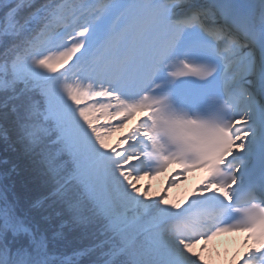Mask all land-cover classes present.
<instances>
[{
    "label": "snow or ice",
    "instance_id": "1",
    "mask_svg": "<svg viewBox=\"0 0 264 264\" xmlns=\"http://www.w3.org/2000/svg\"><path fill=\"white\" fill-rule=\"evenodd\" d=\"M0 49V264H209L207 245L240 231L226 264H264V204H234L229 163L250 120L264 127V0H0ZM212 101L226 126L173 118ZM161 133L226 157L183 206L176 176L158 199L136 186L173 159L150 160Z\"/></svg>",
    "mask_w": 264,
    "mask_h": 264
},
{
    "label": "clouds",
    "instance_id": "2",
    "mask_svg": "<svg viewBox=\"0 0 264 264\" xmlns=\"http://www.w3.org/2000/svg\"><path fill=\"white\" fill-rule=\"evenodd\" d=\"M156 98L159 99V97ZM211 103L214 105V107L211 111L207 113H192L189 111H181L179 109H175L173 113V118L179 120H206L216 125L226 126L228 123L227 115L229 114V109L222 101H212ZM142 115H143L142 113L137 114V116H142ZM135 123H136V118L134 117L131 121H129V123L125 126V128L129 129ZM225 158L226 157L222 155L209 151L208 154L205 156V158L201 161V164L199 166L192 165L187 168L183 179L188 180L190 177L196 174L203 176L204 180L210 178L213 169L218 165H220L223 159ZM153 163L159 165L161 163V160L157 159L153 161ZM174 168L183 170V168L185 167L179 163H168L167 166L164 168V170L156 174L153 178L165 176L169 173L171 169ZM218 179H223V177H218ZM243 218H244L243 215L237 213V218L233 221V223L241 224ZM257 228L259 230L264 229V219L260 221V223L257 225L256 228L251 229V231L255 232ZM248 234L249 233L240 231V232H234L231 235L244 237ZM217 264H226V261L225 260L217 261Z\"/></svg>",
    "mask_w": 264,
    "mask_h": 264
},
{
    "label": "bare ground",
    "instance_id": "3",
    "mask_svg": "<svg viewBox=\"0 0 264 264\" xmlns=\"http://www.w3.org/2000/svg\"><path fill=\"white\" fill-rule=\"evenodd\" d=\"M177 70H179V69H177ZM99 99L103 100V98H99ZM104 102H106V101H104ZM109 111H111V109H109ZM140 118H142V117H137V119H140ZM100 121H101V119H100ZM112 122H113V124H118L119 120H113ZM123 132H124L123 135H125L128 132V129H126V128L123 129ZM155 138H156V141H157L158 146H159V151L158 152H154L153 155L150 157V160H151L152 163H153V161H155L157 159L161 160V157H165V156L168 157L166 154H163L160 151L161 150V144L159 142H161L163 138L172 139L167 134H164V133H161V134L157 135ZM150 151H152L151 148H150ZM207 154H208V152H206L204 154V156H206ZM171 162H173V161L171 160ZM187 162H189V161H187ZM189 163L191 164V162H189ZM153 165H156V164L153 163ZM183 166L185 168H188L190 165L188 163H183ZM180 171H181V169L174 168V169H171L167 175L160 176V177H155V178H152L150 180H149L148 177H143L137 183L136 186L143 189L144 187H146L147 185L150 184L152 193H155L157 191H161V190H164L165 188H167V186H166V178H167V176H169V177H170V175L171 176H176V179L178 181H180V182L177 183L176 186L174 187V188L177 189V193H174L173 196L179 202H182L184 200V195L185 194H187V195L189 194L190 196H192L194 194L193 190L200 185L201 181L204 180V177L199 175V174L193 175L192 177H195V180L192 183H190L188 180H184L183 177H181L179 175H176ZM249 171L250 170H246L244 175L247 176L249 174ZM171 189L172 188L168 189L167 192H169ZM185 200H187V197H186Z\"/></svg>",
    "mask_w": 264,
    "mask_h": 264
},
{
    "label": "rangeland",
    "instance_id": "4",
    "mask_svg": "<svg viewBox=\"0 0 264 264\" xmlns=\"http://www.w3.org/2000/svg\"><path fill=\"white\" fill-rule=\"evenodd\" d=\"M64 69H61L63 71ZM99 115V114H98ZM109 124H113L112 121H106L105 119L101 118V121L99 120V123L97 124V127L106 128L109 126ZM120 135L123 136L122 131L113 132V134L108 138V144L110 147H113L112 144L117 141V137ZM122 147V145L120 146ZM250 145L247 144L244 151L240 153H245L249 149ZM168 183H166V186ZM152 199H158L160 195L163 194V190L157 191L155 193H152ZM169 203H177V199L175 197H172L173 192L172 189L167 192ZM185 197V195H184ZM183 206V202H180ZM242 241V238L239 239H229L225 238L222 242H214L212 241L207 245V251L204 253L205 257L208 259L209 264H217V261L224 260L223 257L225 255L230 256L240 245Z\"/></svg>",
    "mask_w": 264,
    "mask_h": 264
},
{
    "label": "trees",
    "instance_id": "5",
    "mask_svg": "<svg viewBox=\"0 0 264 264\" xmlns=\"http://www.w3.org/2000/svg\"><path fill=\"white\" fill-rule=\"evenodd\" d=\"M3 50L0 49V52H2ZM0 158H3V152L2 150H0ZM78 245H69L67 247H61L57 250V254L61 255L63 257H72V254L74 253V251H76Z\"/></svg>",
    "mask_w": 264,
    "mask_h": 264
}]
</instances>
